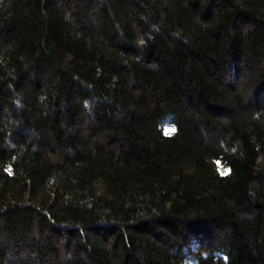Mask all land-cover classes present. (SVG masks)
<instances>
[{"label": "trees", "instance_id": "1", "mask_svg": "<svg viewBox=\"0 0 264 264\" xmlns=\"http://www.w3.org/2000/svg\"><path fill=\"white\" fill-rule=\"evenodd\" d=\"M0 264H264V0H0Z\"/></svg>", "mask_w": 264, "mask_h": 264}, {"label": "rangeland", "instance_id": "2", "mask_svg": "<svg viewBox=\"0 0 264 264\" xmlns=\"http://www.w3.org/2000/svg\"><path fill=\"white\" fill-rule=\"evenodd\" d=\"M221 171H222L223 173H225V172H226V170H225V169H221Z\"/></svg>", "mask_w": 264, "mask_h": 264}, {"label": "snow or ice", "instance_id": "3", "mask_svg": "<svg viewBox=\"0 0 264 264\" xmlns=\"http://www.w3.org/2000/svg\"><path fill=\"white\" fill-rule=\"evenodd\" d=\"M174 131V129H169V132Z\"/></svg>", "mask_w": 264, "mask_h": 264}]
</instances>
